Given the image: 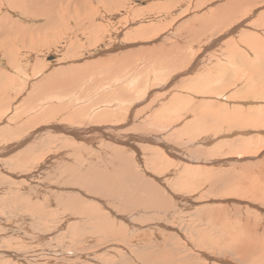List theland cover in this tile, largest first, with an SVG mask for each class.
<instances>
[{"label": "rangeland", "instance_id": "rangeland-1", "mask_svg": "<svg viewBox=\"0 0 264 264\" xmlns=\"http://www.w3.org/2000/svg\"><path fill=\"white\" fill-rule=\"evenodd\" d=\"M150 249L264 264V0H0V264Z\"/></svg>", "mask_w": 264, "mask_h": 264}, {"label": "bare ground", "instance_id": "bare-ground-1", "mask_svg": "<svg viewBox=\"0 0 264 264\" xmlns=\"http://www.w3.org/2000/svg\"><path fill=\"white\" fill-rule=\"evenodd\" d=\"M227 5H228V4H227ZM193 29H194V28H193ZM194 30H195V29H194ZM195 39H196V38H195ZM116 48H117V47H116ZM168 51H169V50H168ZM169 52H170V51H169ZM111 59H112V58H111ZM182 63H183V62H182ZM35 119H36V118H35ZM262 124H263V123H262ZM74 135H75L76 137L79 138V134L77 135V134L75 133ZM206 142H207V141H206ZM195 143H196V142H195ZM198 145H199V144H198ZM171 148H172V147H171ZM170 150H171V149H170ZM12 151H13V150H12ZM137 151H138V150H137ZM170 152H172V151H170ZM166 154H167V153H166ZM169 154H170V153H169ZM128 159H129V158H128ZM120 160H121V159H120ZM127 162H128L127 158H126V159L124 158V162H123V163H124V164H125V163L127 164ZM129 162H130V160H129ZM129 164H130V163H129ZM130 165H131V164H130ZM127 166H128V165H127ZM130 167H131V166H130ZM125 172H126V171H125ZM128 172H131V169H130L129 167H128V169H127V173H128ZM128 174H130V173H128ZM125 175H126V174H125ZM130 175H131V174H130ZM104 178H105V177H104ZM107 178H108V177H107ZM113 178H114V177H113ZM128 178H129V177H128ZM105 179H106V178H105ZM131 179H132V178H131ZM106 180H107V179H106ZM136 180H137V179H136ZM103 181L105 182V180H103ZM115 183H116V182H115ZM108 185H110V184H108ZM108 185H107V186H108ZM112 185H115L114 182H113ZM110 186H111V185H110ZM105 187H106V186H105ZM122 188H123V187H122ZM120 189H121V188H120ZM150 189H153V188H152V187H149L148 189L145 188L143 191L146 192V193H148L149 195H153L152 193L149 192ZM116 190H117V189H116ZM116 190H115V191H116ZM127 191H128V190H127ZM121 192H122V191H121ZM121 192H120V193H121ZM114 194H115V193H114ZM148 194H147V195H148ZM117 195H118V194H117ZM121 195L123 196V194H121ZM119 197H120V196H119ZM125 198H126V197H125ZM122 199H123V197H122ZM114 202H115V201H114ZM124 203H125V202H124ZM108 209H110V208H108ZM125 209H126V208H125ZM126 210H127V209H126ZM126 210H125V211H126ZM80 211H81V210H80ZM109 211H112V209L109 210ZM113 211H114V210H113ZM115 211H116V210H115ZM123 211H124V210H123ZM112 213H113V212H112ZM110 214H111V213H110ZM98 215H99V214H98ZM96 217H97V216H96ZM100 217H101V216H100ZM104 217L107 218V215H105V212H104ZM108 218H110V217H108ZM105 220L109 221L108 219H105ZM105 220H104V221H105ZM100 221H101V220H100ZM102 221H103V220H102ZM111 224H112V223H111ZM106 226H107V225H106ZM112 226H113V225H112ZM107 227H108V226H107ZM104 228H105V227H104ZM107 231H108V230H107ZM110 231H111V230H110ZM110 231H109V232H110ZM104 232H105V231H104ZM112 233H114V231L110 232V234H112ZM85 237H86V236H85ZM109 237H110V236H109ZM111 241H112V240H111ZM243 243H244V242H243ZM244 245H246V244L244 243ZM244 245H243V247L241 246L242 249L239 248L240 251L243 250V248H245ZM247 245H248V244H247ZM248 247H250V246H248ZM153 249H154V248H153ZM254 249H255V248H254ZM245 250L247 251V249H244L242 252L244 253ZM248 251H249V250H248ZM254 251L257 252V250H254ZM254 251H253L252 253H254ZM150 252L154 253V256H155V257L157 256V254H158L159 256H161V253H160L161 251L159 252V251H157V249H156V250H151V249H150ZM249 252H250V251H249ZM246 253H248V252H246ZM252 253H251V254L248 253V254H250V256H252ZM237 254L240 255V256H245L244 254L239 253V252H238ZM241 254H242V255H241ZM258 255H259V253H258ZM164 256L167 257V252H166V254H164ZM247 256H249V255H247ZM259 257H260V255H259ZM131 258L133 259V257H131ZM244 258H245V257H243V259H241V262H242V260H244ZM251 258H253V257H251ZM132 259H128V260L131 261ZM159 259H163V258H161V257H156V258L150 259L149 257H145V260H144L143 262H142V260H141V264H150V263H155V264H167V263H165V261L158 262ZM246 259H247V257H246ZM246 259H245V260H246ZM248 259L250 260V257H249ZM175 260L177 261V262H176L177 264L180 263V261L177 260L176 258H174V259L172 260L173 263L175 262ZM180 260H181V259H180ZM182 260H183V259H182ZM239 260H240V258H239ZM245 260H244V261H245ZM260 260H261V259H260ZM262 260H263V258H262ZM262 260H261V261H262ZM184 261H185L187 264H191V263H190V260L184 259ZM263 261H264V260H263ZM128 262H129V261H128ZM148 262H150V263H148ZM125 263H126V262H125ZM181 263H182V262H181ZM255 263H256V262H255ZM255 263H254V264H255ZM258 263H259V262H258ZM260 263H261V262H260ZM169 264H172V262L169 263ZM182 264H183V263H182ZM184 264H185V263H184ZM200 264H202V263H200ZM241 264H242V263H241ZM244 264H245V263H244Z\"/></svg>", "mask_w": 264, "mask_h": 264}]
</instances>
